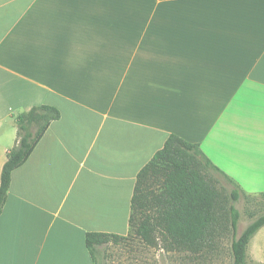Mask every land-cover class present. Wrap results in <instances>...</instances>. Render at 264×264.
Listing matches in <instances>:
<instances>
[{"label": "crops", "instance_id": "obj_1", "mask_svg": "<svg viewBox=\"0 0 264 264\" xmlns=\"http://www.w3.org/2000/svg\"><path fill=\"white\" fill-rule=\"evenodd\" d=\"M57 108L11 175L0 264H93L127 236L139 172L171 135L264 193V0H0V180L17 118ZM264 264V227L249 244Z\"/></svg>", "mask_w": 264, "mask_h": 264}, {"label": "trees", "instance_id": "obj_2", "mask_svg": "<svg viewBox=\"0 0 264 264\" xmlns=\"http://www.w3.org/2000/svg\"><path fill=\"white\" fill-rule=\"evenodd\" d=\"M60 117V111L48 105L33 107L18 116V141L1 172L0 216L12 172L26 163L50 125ZM241 194L236 183L213 164L199 144L171 135L138 174L129 234L88 233L86 247L93 264H101L99 248L129 238H138L149 246L161 240L169 251L178 249L196 255L217 249L220 237L230 233L232 264H248L249 244L264 227V210L237 236L241 215L235 204ZM259 196L264 198V193Z\"/></svg>", "mask_w": 264, "mask_h": 264}, {"label": "rangeland", "instance_id": "obj_3", "mask_svg": "<svg viewBox=\"0 0 264 264\" xmlns=\"http://www.w3.org/2000/svg\"><path fill=\"white\" fill-rule=\"evenodd\" d=\"M222 185L232 188L225 182H222ZM235 207L241 215L237 229V236H240L264 210V198L246 197L241 194ZM231 241L230 233L224 234L220 237L217 249L194 255L178 249L169 251L165 249L161 240L149 246L138 238H129L119 244H107L99 248V253L101 264H232ZM248 264H255L250 257Z\"/></svg>", "mask_w": 264, "mask_h": 264}]
</instances>
